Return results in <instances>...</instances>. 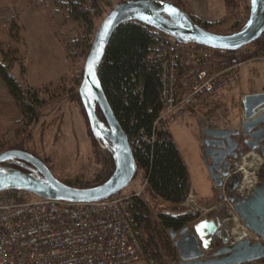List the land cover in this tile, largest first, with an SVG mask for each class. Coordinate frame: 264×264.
Listing matches in <instances>:
<instances>
[{
  "label": "rangeland",
  "instance_id": "374dc122",
  "mask_svg": "<svg viewBox=\"0 0 264 264\" xmlns=\"http://www.w3.org/2000/svg\"><path fill=\"white\" fill-rule=\"evenodd\" d=\"M120 1L122 0H88L92 10L93 28L87 32L61 9L56 8L52 0H0V62L14 60L11 73L24 86L33 90L39 89L43 100L38 109L37 120L27 124L22 120L16 104L0 80V153L15 149L31 153L45 163L55 178L62 182L70 181L74 187L97 185L109 177L114 169L112 155L105 147L102 148L104 144L101 141L98 142L92 137L87 117L77 97V90L94 33L105 15ZM167 1L181 5L192 15L195 13L200 17L193 15L198 20L211 23L206 30L217 34L239 31L248 18L250 8V0ZM207 18L210 20H205ZM64 43L69 47L68 57ZM254 48L253 44H249L238 49L234 54L236 60L231 65L240 63L243 66L248 61L264 59L262 55L243 58L244 54ZM20 64L24 65L23 73L20 71ZM242 96L238 79L224 90L201 99L195 109H189L195 112L193 118L197 128H203V119L215 123L220 120L219 126L223 125V118L231 122L230 115H238L240 112ZM99 118L103 121L102 116ZM182 119L173 121L169 131L178 140V148L189 163L191 175L195 171V176H199V173L203 174L205 167L200 147L192 131L182 134ZM178 134L183 136L181 140ZM0 166L14 168L8 163ZM262 171L264 163L259 168L258 176ZM133 190L145 194L139 170L122 191L129 193ZM219 193L217 191V198L210 205L198 201L202 211L196 213L188 212L189 207L182 205L174 211L165 204L150 199L148 206L158 223L153 232L158 233L164 242L162 254L165 257L154 260L150 256L157 264H170L175 261L177 251L173 240L159 224L156 214L186 212L196 216L192 221L205 219L203 221L211 220L216 224L223 217L221 207L224 203L219 199ZM190 224L187 223L189 227ZM227 224L232 226V221ZM212 241L214 243L210 245L209 252L222 245L217 237H213ZM149 250L151 253V249ZM250 264H264V258Z\"/></svg>",
  "mask_w": 264,
  "mask_h": 264
},
{
  "label": "built area",
  "instance_id": "2783aa9c",
  "mask_svg": "<svg viewBox=\"0 0 264 264\" xmlns=\"http://www.w3.org/2000/svg\"><path fill=\"white\" fill-rule=\"evenodd\" d=\"M151 34L155 42L154 51L160 61L159 97L162 107L153 123L155 130H167L173 121L195 108L201 99L226 88L240 77V63L210 73L208 67L213 60V50L209 48L177 42L155 29ZM196 119L199 120L198 117ZM220 124V120L215 123L203 119L201 126L238 127L231 126L226 118L222 120L223 125ZM144 139H129L132 152L140 148ZM228 162L229 173L224 182L233 176H238L240 182L233 190L223 186L219 188L224 203L220 207L227 216L223 215L214 224V230L210 227L211 220L190 222L191 230L207 242L201 247L204 256L209 254L217 231L228 238L229 244L245 239L251 243H264L244 226L229 201L231 194L243 197L247 188L259 184L258 171L264 159L257 152L247 151L236 159L229 158ZM246 179L250 181L245 183ZM135 197H141V191L127 193L121 190L98 201L69 202L42 198L23 190H2L0 264H157L150 257V250L143 243V232L130 211ZM181 205L189 207L188 212L202 211L191 190ZM229 221H232V226L227 224ZM234 227H239L243 236L233 233ZM165 232L169 236V229ZM172 263H177V260Z\"/></svg>",
  "mask_w": 264,
  "mask_h": 264
},
{
  "label": "water",
  "instance_id": "95a60500",
  "mask_svg": "<svg viewBox=\"0 0 264 264\" xmlns=\"http://www.w3.org/2000/svg\"><path fill=\"white\" fill-rule=\"evenodd\" d=\"M175 9L170 12L168 9ZM145 17L147 19H145ZM111 21L105 34V25ZM139 21L146 26L171 36L180 43H195L213 50L234 51L251 44L264 32V0H250L249 15L244 26L234 33L217 34L201 26L182 9L164 0H122L105 15L97 27L85 58L78 97L87 117L91 135L106 145L111 153L114 169L102 183L91 187H74L55 178L48 167L35 155L22 150L0 153V164L26 163L27 171L0 166V191L16 189L46 199L69 202H91L106 199L126 188L136 174L137 166L128 138L114 116L99 82L98 69L107 44L119 25ZM93 63L94 76L88 65ZM99 110L103 121L99 118ZM243 116L237 129L205 128L201 131L202 161L215 188L233 190L240 182L238 176H228V159H236L245 150L257 151L264 159V92L246 94L242 98ZM219 199L221 195H218ZM233 209L245 227L264 240V180L254 188H247L243 197L229 196ZM177 216L181 214H169ZM227 216V212L224 213ZM211 230L214 226L210 225ZM179 262L177 264H250L264 258V244L240 240L228 244L221 236L222 245L210 257L203 259L201 244L206 240L189 231H169ZM201 242V243H200Z\"/></svg>",
  "mask_w": 264,
  "mask_h": 264
},
{
  "label": "trees",
  "instance_id": "16d2710c",
  "mask_svg": "<svg viewBox=\"0 0 264 264\" xmlns=\"http://www.w3.org/2000/svg\"><path fill=\"white\" fill-rule=\"evenodd\" d=\"M52 4L87 32L92 30V10L88 0H52ZM172 4L185 10L177 3ZM185 12L202 28L208 29L211 25L198 20L188 11ZM151 32L152 28L139 21H127L119 25L107 44L98 75L107 102L127 138H145L141 141L140 148L133 152L137 170L143 174L145 194L133 198L130 211L143 232V243L151 249L150 256L155 258L154 260H162L165 257L162 254L164 242L158 233L153 232L158 223L153 218L148 203L151 199L165 204L168 209L177 210L187 198L190 181L186 163L171 133L169 130H155L153 125L162 107L159 97L160 61L154 51L155 42ZM251 44L255 48L244 54V59L264 56V32ZM64 48L68 57L69 47L65 43ZM237 51L213 50V60L208 71L211 73L233 64ZM13 61L0 62V80L16 104L22 120L28 124L37 120L38 109L43 100L39 89L33 90L24 86L11 73ZM20 71L24 72L23 64H20ZM97 113L101 116L98 109ZM12 166L19 169L16 165ZM258 177L259 181H263L264 171ZM63 183L73 186L70 181ZM80 186L82 188L92 185ZM156 215L163 229L175 232L196 217L187 213L168 216L159 212ZM174 255L176 256V253Z\"/></svg>",
  "mask_w": 264,
  "mask_h": 264
},
{
  "label": "crops",
  "instance_id": "0c3cea01",
  "mask_svg": "<svg viewBox=\"0 0 264 264\" xmlns=\"http://www.w3.org/2000/svg\"><path fill=\"white\" fill-rule=\"evenodd\" d=\"M193 15L200 18L195 13H193ZM205 20H210V19L207 18ZM263 73H264V60L259 59V60L248 61L243 66H241L240 77H239V88H240L241 95L244 96L246 94L264 92V76H263ZM224 89H222V90H224ZM222 90H220V91H222ZM220 91H218V92H220ZM218 92H216V93H218ZM241 102L242 101L240 100V107H239L240 112H239V114L238 115L236 114L234 116L230 115V117H229L230 121H231V125H233V124L237 125L242 120L243 110H242ZM194 113L195 112L193 110L192 111L189 110L182 117L183 118L182 123H181V128L183 129L182 134L188 133L191 131L194 133L195 140L198 142V146L200 147V152H201V156H202V145H201L202 134L194 122V118H193ZM178 137H180V140L183 138V136H181L180 134H178ZM173 139L177 145L176 141H178V140H176L174 137H173ZM177 147H178V145H177ZM182 157L184 159L183 155H182ZM184 161H185V159H184ZM185 163H186L187 171H188V175H189L190 189L194 192L196 198L198 199L197 201L201 202L202 204H207V205L212 204L217 198L216 197L217 189L213 186L211 180L209 179L206 168L204 167L203 174L199 173V176H195V171H194L193 176H192L191 170L189 168V163H187L186 161H185ZM142 175L143 174L141 173V176ZM193 180H197V181H193Z\"/></svg>",
  "mask_w": 264,
  "mask_h": 264
},
{
  "label": "snow or ice",
  "instance_id": "6c2138e0",
  "mask_svg": "<svg viewBox=\"0 0 264 264\" xmlns=\"http://www.w3.org/2000/svg\"><path fill=\"white\" fill-rule=\"evenodd\" d=\"M170 12H175L176 10L175 9H168ZM145 19H147L145 17ZM111 24V21H109L106 25H105V34L107 33V29H108V26ZM88 69H89V75L90 76H94V71H93V63L90 62L89 65H88Z\"/></svg>",
  "mask_w": 264,
  "mask_h": 264
},
{
  "label": "bare ground",
  "instance_id": "6f19581e",
  "mask_svg": "<svg viewBox=\"0 0 264 264\" xmlns=\"http://www.w3.org/2000/svg\"><path fill=\"white\" fill-rule=\"evenodd\" d=\"M103 147H105V148L107 149V147H106L105 144H104V146H102V148H103ZM252 156H253V158H254L255 160H259L258 158H256L255 155H252ZM257 162H258V161H257ZM249 181H250V179H246V180H245V183H247V182H249ZM239 231H240L239 227H234V228L232 229V232L238 234V237L243 236V233H241V232H239Z\"/></svg>",
  "mask_w": 264,
  "mask_h": 264
}]
</instances>
